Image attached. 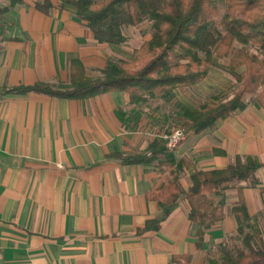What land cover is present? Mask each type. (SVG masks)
Wrapping results in <instances>:
<instances>
[{
  "label": "crops",
  "instance_id": "1",
  "mask_svg": "<svg viewBox=\"0 0 264 264\" xmlns=\"http://www.w3.org/2000/svg\"><path fill=\"white\" fill-rule=\"evenodd\" d=\"M46 2L48 10L38 7ZM148 38L131 32L122 44L99 43L61 0L0 5V264H177L180 255L209 264L237 230L231 209L239 198L249 216L264 212V108L253 99L172 151L191 164L179 176L182 189L193 170L224 169L239 157L261 164L249 179L208 194L223 219L197 247L199 226L183 196L164 207L146 199L162 175L157 165L122 161L164 135L162 107L149 106L156 100L133 104L120 91L85 100L7 92L66 85L75 59L97 77L109 59L129 61Z\"/></svg>",
  "mask_w": 264,
  "mask_h": 264
},
{
  "label": "trees",
  "instance_id": "2",
  "mask_svg": "<svg viewBox=\"0 0 264 264\" xmlns=\"http://www.w3.org/2000/svg\"><path fill=\"white\" fill-rule=\"evenodd\" d=\"M226 9L218 18L215 0H61L75 19L85 25L99 43L119 45L127 40L125 30L150 23L149 38L132 50L129 61L109 59L97 77H88L77 59L70 62L69 82L53 87L43 83L18 86L7 92H35L69 100H85L108 91L127 93L133 104L150 100L172 101L178 87L195 85L217 68H222L235 80L237 90L228 99L220 94L209 95L197 110L179 104L180 114L173 120V129L154 138L142 152L123 156L125 164L155 163L162 175L146 194L159 207L175 205L183 196L188 205V220L199 226L200 247L203 231L223 219L220 202L208 194H220L233 181L249 179L261 164L247 157L237 158L224 169L193 170L189 185L182 189L180 174L191 164L174 158L167 148V137L175 130L197 135L214 127L217 120L231 116L247 106L245 97L264 108V0H226ZM44 11L50 4H40ZM254 45L257 53L246 50ZM238 234H243L242 222L257 220L247 213L241 198L232 206ZM150 224V223H148ZM153 229L158 228L155 220ZM150 227V225H147ZM252 228L251 225H246ZM258 228L243 234L244 249L221 252L217 261L209 264H264V243ZM177 264H189V255L175 256ZM183 260V263H180Z\"/></svg>",
  "mask_w": 264,
  "mask_h": 264
},
{
  "label": "rangeland",
  "instance_id": "3",
  "mask_svg": "<svg viewBox=\"0 0 264 264\" xmlns=\"http://www.w3.org/2000/svg\"><path fill=\"white\" fill-rule=\"evenodd\" d=\"M216 6L218 9V18L215 19L216 22L219 21L220 16L224 13L226 9V0H215ZM137 34V37L141 38L143 36H147L150 33V23L148 21L143 22L137 27H130L125 30V34L128 35L130 33ZM246 50L250 52L257 53V49L254 45H248ZM217 68L212 69L210 71V74H208L202 81L195 85H188L183 87H178L176 89V96L175 98L165 103L163 101H153L149 105L150 107L161 106V111L163 112L161 114V119L157 118V123L160 121L165 123V129L168 131H171L173 129V120L179 116L180 114V108L179 104L186 107H191L194 109L199 108V104L202 103L209 95L211 94H220L222 95L223 99L230 98L233 93L238 89L237 84L235 83V80L231 78L228 73L222 68L223 61H216ZM232 83L231 86H228V83ZM214 86V87H213ZM214 88V89H212ZM177 95L179 99L177 98ZM182 96V97H181ZM248 99H252V96L248 95L245 97V101L247 102ZM181 100L183 103H181ZM157 103V104H156ZM160 112V111H159ZM257 220H251L248 222H242L243 225V234L253 232V229L256 227L259 231V238L264 243V212H260V214H257ZM246 225H251L252 228H248ZM243 234H238L236 231L231 236L226 243L224 244V247H221L222 252H232L236 249H244V243L242 242ZM220 254L219 248L216 250V252H213V256L216 258L214 261L218 260V256Z\"/></svg>",
  "mask_w": 264,
  "mask_h": 264
},
{
  "label": "built area",
  "instance_id": "4",
  "mask_svg": "<svg viewBox=\"0 0 264 264\" xmlns=\"http://www.w3.org/2000/svg\"><path fill=\"white\" fill-rule=\"evenodd\" d=\"M5 0H0V5L4 4ZM185 138L183 133L179 130L173 131L168 137H167V148L170 151H173L176 149V147L179 145V143ZM1 259V254H0Z\"/></svg>",
  "mask_w": 264,
  "mask_h": 264
}]
</instances>
